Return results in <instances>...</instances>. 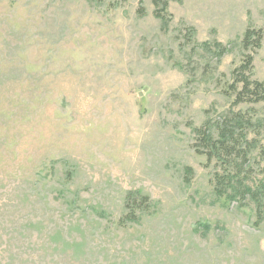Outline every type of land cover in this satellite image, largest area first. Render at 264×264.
<instances>
[{"label": "rangeland", "instance_id": "rangeland-1", "mask_svg": "<svg viewBox=\"0 0 264 264\" xmlns=\"http://www.w3.org/2000/svg\"><path fill=\"white\" fill-rule=\"evenodd\" d=\"M168 1L0 0V264H264V0Z\"/></svg>", "mask_w": 264, "mask_h": 264}, {"label": "trees", "instance_id": "trees-1", "mask_svg": "<svg viewBox=\"0 0 264 264\" xmlns=\"http://www.w3.org/2000/svg\"><path fill=\"white\" fill-rule=\"evenodd\" d=\"M156 6L162 9H166L169 5L168 0H153ZM156 15L159 16L157 10ZM263 39V30L262 29H255V28H248L243 37V45L246 48L254 47L258 48L262 45ZM253 56L249 55L248 60H246L241 66L238 67V72H241V75L246 73L248 70V74L245 76H241V78L237 79L235 82V102H258L264 100V80H252L251 77V69L253 67ZM240 70V71H239ZM241 82V87L239 88L238 84ZM264 122V120H263ZM237 123H242V120H238ZM246 127V126H245ZM235 129V130H234ZM196 132L198 137L204 141V146L206 147V155L207 159L211 161L212 159L221 160L223 164H227L230 167H234L232 159H229L234 154L238 153V145L239 141L246 139V132L243 128L242 133L237 131V126L230 128L229 125L220 126L218 130V137H214L212 134H206L204 129L196 128ZM240 136V139H239ZM237 150V151H236ZM243 153V152H242ZM260 153L264 155V146H261ZM247 154L243 153L242 157H245ZM239 184L243 190H240V194L242 196L251 195L254 196L255 192L252 190L250 186L244 185V182L239 180L238 177L228 174L226 177L220 176L219 173L216 174V184L215 188L219 194L226 193L228 187L235 188L236 185ZM131 196V194H130ZM148 201L147 197H142L139 201V205H145ZM130 197L127 199L128 207L132 206V210L127 214V218L129 220H133L132 215H135V208L133 204H130ZM135 203V202H133Z\"/></svg>", "mask_w": 264, "mask_h": 264}]
</instances>
